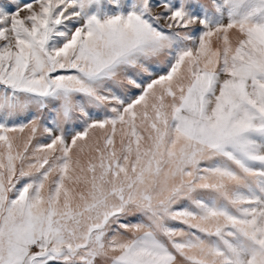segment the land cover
<instances>
[{
	"label": "snow or ice",
	"instance_id": "1",
	"mask_svg": "<svg viewBox=\"0 0 264 264\" xmlns=\"http://www.w3.org/2000/svg\"><path fill=\"white\" fill-rule=\"evenodd\" d=\"M0 264H264V0H0Z\"/></svg>",
	"mask_w": 264,
	"mask_h": 264
}]
</instances>
